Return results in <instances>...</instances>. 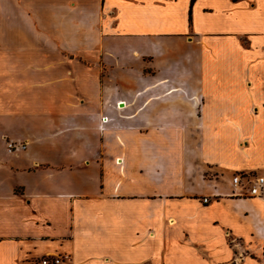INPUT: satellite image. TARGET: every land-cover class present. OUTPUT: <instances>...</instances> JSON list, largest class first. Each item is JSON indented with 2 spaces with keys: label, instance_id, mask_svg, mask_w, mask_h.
I'll return each mask as SVG.
<instances>
[{
  "label": "crops",
  "instance_id": "crops-1",
  "mask_svg": "<svg viewBox=\"0 0 264 264\" xmlns=\"http://www.w3.org/2000/svg\"><path fill=\"white\" fill-rule=\"evenodd\" d=\"M255 175L264 0H0V264H263Z\"/></svg>",
  "mask_w": 264,
  "mask_h": 264
},
{
  "label": "built area",
  "instance_id": "built-area-1",
  "mask_svg": "<svg viewBox=\"0 0 264 264\" xmlns=\"http://www.w3.org/2000/svg\"><path fill=\"white\" fill-rule=\"evenodd\" d=\"M108 118H102V122L107 121ZM26 148V143L21 141H8L7 142V150L12 151H20ZM232 182L234 185V194L242 195V176L240 174H236L232 178ZM247 192L249 196H260L264 197V175H255L252 179L247 180ZM212 196H204L202 198L203 203H208L211 201ZM214 197H217L215 195ZM62 256H52L47 257L42 260L43 264H60L63 261Z\"/></svg>",
  "mask_w": 264,
  "mask_h": 264
},
{
  "label": "rangeland",
  "instance_id": "rangeland-1",
  "mask_svg": "<svg viewBox=\"0 0 264 264\" xmlns=\"http://www.w3.org/2000/svg\"><path fill=\"white\" fill-rule=\"evenodd\" d=\"M252 248H255V243H252ZM256 263H249V264H258L257 261H254ZM199 264H206V262L203 260V262H198Z\"/></svg>",
  "mask_w": 264,
  "mask_h": 264
},
{
  "label": "trees",
  "instance_id": "trees-1",
  "mask_svg": "<svg viewBox=\"0 0 264 264\" xmlns=\"http://www.w3.org/2000/svg\"><path fill=\"white\" fill-rule=\"evenodd\" d=\"M193 1V0H192ZM263 254H264V252H263ZM263 264H264V261H263Z\"/></svg>",
  "mask_w": 264,
  "mask_h": 264
}]
</instances>
